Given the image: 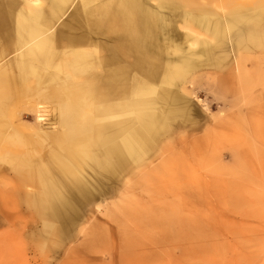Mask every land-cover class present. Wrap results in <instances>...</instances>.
I'll list each match as a JSON object with an SVG mask.
<instances>
[{
  "label": "bare ground",
  "instance_id": "obj_1",
  "mask_svg": "<svg viewBox=\"0 0 264 264\" xmlns=\"http://www.w3.org/2000/svg\"><path fill=\"white\" fill-rule=\"evenodd\" d=\"M156 1L4 2L0 40L15 36L0 50V191L12 196L1 205H30L39 221L60 222L61 234L105 191L124 188L123 205H138L131 189L140 182L122 180L161 171L164 141L180 128L174 122L193 120L186 95L198 85L194 74L209 71L216 88L227 80L242 92L257 81L264 87V67L250 83L244 60L264 50V0ZM19 15V29H10ZM25 95L36 123L16 118ZM49 99L56 105L46 114ZM254 101L262 106L263 97ZM164 162L172 174L192 170L177 153Z\"/></svg>",
  "mask_w": 264,
  "mask_h": 264
},
{
  "label": "rangeland",
  "instance_id": "obj_2",
  "mask_svg": "<svg viewBox=\"0 0 264 264\" xmlns=\"http://www.w3.org/2000/svg\"><path fill=\"white\" fill-rule=\"evenodd\" d=\"M5 1L0 0L3 16ZM148 1L152 7L157 3ZM21 20V15L14 18L10 29H19ZM11 36L0 40V50L10 48ZM244 60L247 73L255 75L252 83L256 68L264 67V50L246 52ZM193 76L198 85H188L186 95L193 103V120L174 122L180 128L164 141L157 163L161 171L146 168L122 180L140 182L131 189L140 204L123 205L124 188L105 191L61 234L60 222L39 221L30 205L0 203V211L11 214L9 220L0 215V264H95L94 258L107 264H264V87L257 81L242 92L243 85L227 80L216 88L209 71ZM257 94L262 106L254 101ZM30 97L17 102L16 118L23 124L36 123ZM45 102L51 114L56 103ZM45 117L44 122L51 120ZM174 153L192 170L172 174L160 168ZM8 192L0 191V201L12 197Z\"/></svg>",
  "mask_w": 264,
  "mask_h": 264
}]
</instances>
